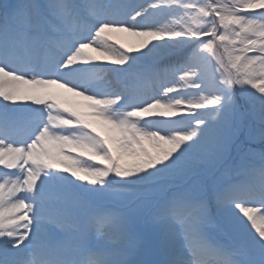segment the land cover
<instances>
[{
	"label": "snow or ice",
	"instance_id": "1",
	"mask_svg": "<svg viewBox=\"0 0 264 264\" xmlns=\"http://www.w3.org/2000/svg\"><path fill=\"white\" fill-rule=\"evenodd\" d=\"M0 264H264V0H2Z\"/></svg>",
	"mask_w": 264,
	"mask_h": 264
},
{
	"label": "rangeland",
	"instance_id": "2",
	"mask_svg": "<svg viewBox=\"0 0 264 264\" xmlns=\"http://www.w3.org/2000/svg\"><path fill=\"white\" fill-rule=\"evenodd\" d=\"M0 2H2V0H0ZM8 2H15V0H8ZM132 2L136 4H144L145 6H147L149 3L154 2V0H132ZM178 20H180L179 14L171 15V16H168L167 18V21L171 23H176V21ZM133 41H134V38H131V37L127 38L128 43L131 44L133 43ZM68 96L70 97L71 95H68Z\"/></svg>",
	"mask_w": 264,
	"mask_h": 264
}]
</instances>
